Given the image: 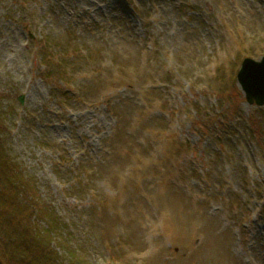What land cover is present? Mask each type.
I'll list each match as a JSON object with an SVG mask.
<instances>
[{
  "label": "rangeland",
  "instance_id": "1",
  "mask_svg": "<svg viewBox=\"0 0 264 264\" xmlns=\"http://www.w3.org/2000/svg\"><path fill=\"white\" fill-rule=\"evenodd\" d=\"M263 55L264 0H0L3 148L85 264H264Z\"/></svg>",
  "mask_w": 264,
  "mask_h": 264
},
{
  "label": "trees",
  "instance_id": "2",
  "mask_svg": "<svg viewBox=\"0 0 264 264\" xmlns=\"http://www.w3.org/2000/svg\"><path fill=\"white\" fill-rule=\"evenodd\" d=\"M41 61L47 67V58ZM45 77L69 88L63 72ZM3 143L0 136V264H85L78 251L68 246L64 224L40 200L33 183L9 161Z\"/></svg>",
  "mask_w": 264,
  "mask_h": 264
},
{
  "label": "water",
  "instance_id": "3",
  "mask_svg": "<svg viewBox=\"0 0 264 264\" xmlns=\"http://www.w3.org/2000/svg\"><path fill=\"white\" fill-rule=\"evenodd\" d=\"M236 82L247 105H264V55L258 60L245 58L236 74Z\"/></svg>",
  "mask_w": 264,
  "mask_h": 264
}]
</instances>
